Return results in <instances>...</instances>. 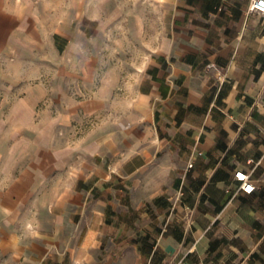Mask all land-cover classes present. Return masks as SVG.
Returning <instances> with one entry per match:
<instances>
[{"label":"crops","instance_id":"1","mask_svg":"<svg viewBox=\"0 0 264 264\" xmlns=\"http://www.w3.org/2000/svg\"><path fill=\"white\" fill-rule=\"evenodd\" d=\"M160 1L167 33L128 118L83 154L44 151L39 86L0 119V264H264V15L250 0Z\"/></svg>","mask_w":264,"mask_h":264},{"label":"rangeland","instance_id":"2","mask_svg":"<svg viewBox=\"0 0 264 264\" xmlns=\"http://www.w3.org/2000/svg\"><path fill=\"white\" fill-rule=\"evenodd\" d=\"M0 7L12 12L0 17L11 26L0 58V119L25 82L42 90L32 97L45 137L55 140L44 151L52 145L83 154L87 140L128 118L139 76L167 33L163 1L0 0ZM83 161L75 155V175Z\"/></svg>","mask_w":264,"mask_h":264},{"label":"built area","instance_id":"3","mask_svg":"<svg viewBox=\"0 0 264 264\" xmlns=\"http://www.w3.org/2000/svg\"><path fill=\"white\" fill-rule=\"evenodd\" d=\"M248 11L258 12L264 15V0H250ZM189 167H193V162L189 164ZM235 179L239 183L238 190L240 192L251 194L256 190V186L252 181L251 174L244 171H238L235 174Z\"/></svg>","mask_w":264,"mask_h":264}]
</instances>
